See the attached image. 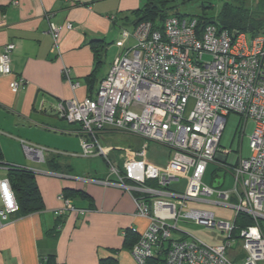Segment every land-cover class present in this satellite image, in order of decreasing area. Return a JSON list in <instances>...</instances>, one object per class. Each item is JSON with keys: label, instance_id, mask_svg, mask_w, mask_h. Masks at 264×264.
<instances>
[{"label": "built area", "instance_id": "2783aa9c", "mask_svg": "<svg viewBox=\"0 0 264 264\" xmlns=\"http://www.w3.org/2000/svg\"><path fill=\"white\" fill-rule=\"evenodd\" d=\"M14 4L20 3L15 0ZM53 14L45 11L53 50L61 54V32L74 28V23L58 25L52 21ZM128 41L132 43L126 46ZM118 44L123 50L96 94L61 99L54 111L81 125L83 154L103 155L110 174L116 177L92 181L129 192L135 201V215L148 219L143 231L131 228L139 235L131 249L133 258L146 264L164 249V264H235L228 248L238 233L247 253L245 264H264V33L249 37L245 31L219 29L216 24L200 27L195 15H170L161 27L142 21L132 30L124 28ZM16 47L9 41L0 54V74L13 76L10 87L14 93L28 82L14 73L12 53ZM205 55L210 59L205 60ZM63 73L73 90L79 87L69 67H64ZM231 112L240 114L245 124L248 119L255 123L252 153L236 165L227 163L228 151L220 149ZM106 127L137 135L142 142L137 148H125L119 159L108 157L112 148L100 139ZM151 141L170 148L165 165L148 158ZM23 149L27 158L45 161L44 147L23 141ZM218 156L225 160L219 161ZM210 162L233 173L232 189L217 190L203 183ZM181 177H188L184 192L168 188ZM215 193L224 200L234 197L235 203H223L235 210L236 217L240 213L251 217L252 223L235 232V220L217 223L214 212L185 210L189 200L205 201L203 196ZM0 198V218L7 220L19 210L8 178L0 177ZM58 198L63 202L60 215L74 212L84 217L91 210L78 207L64 193ZM181 218L218 226L227 238L218 245L205 244L184 231L175 238L173 230H178Z\"/></svg>", "mask_w": 264, "mask_h": 264}, {"label": "crops", "instance_id": "0c3cea01", "mask_svg": "<svg viewBox=\"0 0 264 264\" xmlns=\"http://www.w3.org/2000/svg\"><path fill=\"white\" fill-rule=\"evenodd\" d=\"M14 1L0 0V54L6 43L15 42L13 70L28 82L14 93L10 87L13 76L0 74V145L5 164L35 171L44 208L26 215L16 211L7 220L0 218V264H42V260L44 264H98L109 255L117 257L120 264H138L130 251L135 236L129 232L125 237L123 231L136 227L141 232L148 219L135 215V201L129 192L92 181L116 177L109 166L108 170L91 167L90 162L82 166L80 161L98 155L83 154L81 125L60 118L54 107L61 99L96 94L123 50L118 44L121 31L129 29L126 21L141 7V0H18L19 5ZM45 11L54 13L52 21L58 25L74 23V28L61 32V54L53 50ZM112 43L119 52L110 59ZM64 67L80 82L75 90L65 78ZM113 131L117 130L106 127L101 141ZM52 136L70 152L45 146ZM23 141L44 147L45 161L27 158ZM168 160L152 162L165 165ZM4 163L0 177L7 178ZM60 193L78 207L91 210L84 217L74 212L60 215Z\"/></svg>", "mask_w": 264, "mask_h": 264}, {"label": "rangeland", "instance_id": "374dc122", "mask_svg": "<svg viewBox=\"0 0 264 264\" xmlns=\"http://www.w3.org/2000/svg\"><path fill=\"white\" fill-rule=\"evenodd\" d=\"M244 1L247 3H251L255 7L258 2V0H244ZM213 2H214L213 7L207 10L208 16L218 15L222 10L224 0H213ZM145 3L146 0H141V7L144 6ZM199 3L200 1H196L181 5L180 11L187 13L186 15L189 16L191 14L200 13L201 8L198 6ZM132 14L129 16L130 20L126 21V24L130 30H132L133 28L132 25L133 20L136 19L135 14L133 15ZM131 43L132 41H128L126 43V46L131 45ZM110 46H112V49H110L109 58L112 59V57H115L119 51L117 50L115 43H112ZM209 59L210 56L205 55V60H209ZM244 120L245 119L240 114L235 112H231L226 119V124L220 140V149L223 151H228V156L226 160L227 163L231 165L238 164L240 158H248L252 153L250 141L255 123L252 119H248L247 123L245 124ZM105 138L106 140L102 142L103 145L105 147L112 148L109 150L108 157L111 158L113 157L116 159H119V157H121L124 154L125 148H129V147L134 148L132 146L136 147L142 141L140 137H138L137 135H132L130 133H126L118 130L107 133L105 135ZM80 142L82 146V137H80ZM59 144H60V140L56 139L55 136H52V140L46 143L45 146H48L51 149L58 150L61 152H70L66 149H63ZM95 155L98 156L90 157L91 158L90 160H85L84 162H82L83 160L80 161L82 163V166H84L85 164L88 165V162H90L91 167L108 170L107 159L101 154H95ZM169 155H170V148L168 146L154 141L149 142L148 158L151 161L160 162L164 158H167L168 160ZM219 157L220 156L217 157L219 161L223 159L222 157H220L221 159H219ZM120 164L122 166V163ZM39 165L41 167H46L45 164H39ZM0 171H2V173L4 172L1 169ZM219 171L225 172V180L221 186L217 187V190L232 189L234 187L233 173L230 170H226V171L223 170L222 167H220L217 162L209 163L205 175L202 179L203 183L214 186V183L218 181V179L220 178L218 176ZM149 184H152V182H150ZM187 185H188V177H181L177 180H173L171 184L168 186V188L177 192H184L186 190ZM203 199H205V201L189 200L188 207L185 210L186 211L189 209L208 210L215 213V218L217 223L229 222L232 224L234 222L236 217L235 210L232 207H229L228 205H225L223 203V202H227L230 204L235 203L234 197H231L229 200H224L222 197L219 196L218 193H215L213 195L203 196ZM170 223L172 225H175L174 221H171ZM176 226L178 230L175 229L173 230V236L175 238H179L183 236L184 232H186L189 237L197 238L208 245L222 244L225 242L227 238V234L224 231H222L218 226L209 227L204 224L197 223L192 219L181 218L176 224ZM231 254L233 255L234 258L231 256ZM228 255L232 259H234L235 264H245L247 253L244 248L242 238L238 237V233L234 235V238L232 239V245L228 248ZM161 258L163 259L162 255Z\"/></svg>", "mask_w": 264, "mask_h": 264}, {"label": "trees", "instance_id": "16d2710c", "mask_svg": "<svg viewBox=\"0 0 264 264\" xmlns=\"http://www.w3.org/2000/svg\"><path fill=\"white\" fill-rule=\"evenodd\" d=\"M196 1H200L198 6L201 8V12L191 15H195L199 18L200 27L208 24H216L219 29L245 31L248 33L249 37L264 33V0H258L256 7L244 0H224L222 10L216 16H208L207 14V10L213 7V0H146L144 6L134 11L136 19L133 21L132 25L135 27L142 21H151L156 27H161L163 21L168 16L187 14L180 11L181 5ZM96 53L100 56L98 51ZM3 163V152L0 145V164ZM4 165L7 166V178L11 183L19 204V210L17 212L21 215H26L42 210L44 208V203L40 189L35 180V171L13 163H4ZM65 196L69 197L67 195ZM251 223V217L240 213L235 218V232H238L242 227ZM129 232L135 236L132 241L134 245L139 235L130 229V231H125V237L129 235ZM48 260L51 261L52 258L49 257ZM44 262L45 261L42 260V264H44ZM98 264L120 263L117 257L109 255L102 257ZM146 264H164V249H161V253L149 258Z\"/></svg>", "mask_w": 264, "mask_h": 264}, {"label": "water", "instance_id": "95a60500", "mask_svg": "<svg viewBox=\"0 0 264 264\" xmlns=\"http://www.w3.org/2000/svg\"><path fill=\"white\" fill-rule=\"evenodd\" d=\"M223 161L225 160V159H222ZM218 176L220 177L219 179H218V181H216L215 183H214V187H219V186H221L223 183H224V180H225V172L224 171H219L218 172Z\"/></svg>", "mask_w": 264, "mask_h": 264}]
</instances>
